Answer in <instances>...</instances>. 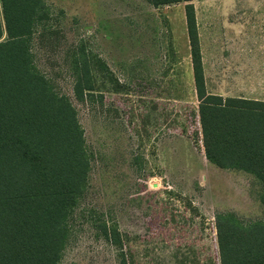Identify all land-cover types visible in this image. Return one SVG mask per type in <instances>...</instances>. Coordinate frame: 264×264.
Returning <instances> with one entry per match:
<instances>
[{"label": "rangeland", "instance_id": "rangeland-1", "mask_svg": "<svg viewBox=\"0 0 264 264\" xmlns=\"http://www.w3.org/2000/svg\"><path fill=\"white\" fill-rule=\"evenodd\" d=\"M61 31L36 52L39 70L77 109L94 155L61 264H119L89 213L114 221L133 264H219L215 216L264 220L251 175L205 158L187 38L185 4L144 0H45ZM206 86L223 97L264 100V0H192ZM83 41L122 85L101 102L72 91L66 50Z\"/></svg>", "mask_w": 264, "mask_h": 264}, {"label": "trees", "instance_id": "trees-1", "mask_svg": "<svg viewBox=\"0 0 264 264\" xmlns=\"http://www.w3.org/2000/svg\"><path fill=\"white\" fill-rule=\"evenodd\" d=\"M157 8L185 4L197 118L206 160L261 185L264 207V101L223 97L206 86L192 0H144ZM45 0H0V264H61L77 209L87 195L94 155L69 97L36 64V52L60 36ZM74 98L101 102L122 85L81 41L65 52ZM89 213L95 235L133 264L114 221ZM219 264H264V220L215 216Z\"/></svg>", "mask_w": 264, "mask_h": 264}, {"label": "crops", "instance_id": "crops-1", "mask_svg": "<svg viewBox=\"0 0 264 264\" xmlns=\"http://www.w3.org/2000/svg\"><path fill=\"white\" fill-rule=\"evenodd\" d=\"M237 98H241V97H237ZM261 100V99H260ZM261 101H264V100H261Z\"/></svg>", "mask_w": 264, "mask_h": 264}]
</instances>
